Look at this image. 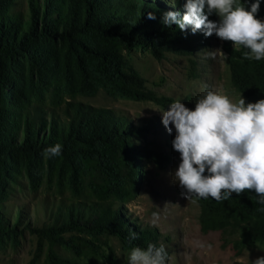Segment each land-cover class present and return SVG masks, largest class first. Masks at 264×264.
Here are the masks:
<instances>
[{
    "label": "trees",
    "instance_id": "16d2710c",
    "mask_svg": "<svg viewBox=\"0 0 264 264\" xmlns=\"http://www.w3.org/2000/svg\"><path fill=\"white\" fill-rule=\"evenodd\" d=\"M16 2L0 0V199L14 164L29 166L44 149L60 144L73 190L79 195L88 188L94 199L60 207L55 221L37 231L111 234L130 249L163 244L158 229L134 223L121 206L136 194V164L151 153L135 143L149 127L65 95L95 96L102 89L112 96L159 100L124 52L149 46L162 54L185 36L176 25L161 23L164 12L175 11L173 5L168 9L163 0H27L24 9L13 11ZM244 2L250 10L255 0ZM175 5L183 11L181 3ZM149 12L155 20L148 19ZM258 18L264 20V0ZM223 46L237 90L251 103L264 99V60L244 59L248 50L234 49L230 41ZM197 201L202 231L232 232L240 247L264 242V205L255 192L233 193L221 202L211 197ZM1 209L0 239L18 231L17 223L2 219ZM130 233L138 238L131 240Z\"/></svg>",
    "mask_w": 264,
    "mask_h": 264
},
{
    "label": "rangeland",
    "instance_id": "374dc122",
    "mask_svg": "<svg viewBox=\"0 0 264 264\" xmlns=\"http://www.w3.org/2000/svg\"><path fill=\"white\" fill-rule=\"evenodd\" d=\"M163 1L169 9L171 0ZM177 3H181L180 13H184L186 0H177ZM26 6L27 0H17L12 10L19 11ZM173 8L181 10L180 6ZM209 19L219 21L220 18L214 14ZM223 44L215 35L206 37L202 31L193 34L189 26L187 34L170 43L162 54H155L149 46L125 51L144 85L159 100L112 96L102 89L95 96L65 95V99L111 108L134 124L149 127L144 138L136 139L135 143L136 149L144 153L147 152L144 149H149L151 153L136 164V194L121 206L134 223L158 229L168 252L166 264H251V260L264 256V242L240 247L235 243L239 236L232 232L202 231L197 198L186 199L172 175L181 159L172 145L175 129L168 133L161 111L168 110L178 99L194 110L196 101L207 90L220 91L233 101L243 96L246 103H251L232 82L229 54ZM213 51H216L214 58ZM38 86L39 82L35 83V93ZM46 87L43 84L40 92L45 94ZM32 97L34 102H41L39 96ZM46 103L50 108L54 106L52 102ZM14 165L5 179L0 206L2 219L12 225L17 223L18 231L16 235L0 239V264H129L132 249L125 247L117 236L79 231L51 236L36 230L51 225L60 207L64 209L72 202L94 199L88 188L82 194L75 193L70 168L60 156L41 154L29 166L26 161ZM154 212L159 214L155 226L152 224Z\"/></svg>",
    "mask_w": 264,
    "mask_h": 264
},
{
    "label": "clouds",
    "instance_id": "9594fccd",
    "mask_svg": "<svg viewBox=\"0 0 264 264\" xmlns=\"http://www.w3.org/2000/svg\"><path fill=\"white\" fill-rule=\"evenodd\" d=\"M173 6L177 0H171ZM184 13L167 11L161 23L180 31H202L206 37L217 36L233 43L234 49L244 48L243 58L264 60V20L258 18L260 0L251 3L250 10L244 0H186ZM207 9V11H205ZM217 15L219 21L209 17ZM148 19L155 20L153 12ZM219 51V50H216ZM213 51L211 55L215 56ZM162 112V123L171 134L173 149L181 162L174 171L173 180L183 190L182 195L218 202L228 200L233 193L255 192L258 203L264 205V99L246 103L243 96L233 101L217 90H207L190 109L181 100L173 101ZM62 154V145L44 149L45 157ZM207 173V174H205ZM155 226L159 214H152ZM136 233H130L135 240ZM168 252L163 244H149L147 248L135 246L128 257L129 264H166ZM251 264H264V256L251 260Z\"/></svg>",
    "mask_w": 264,
    "mask_h": 264
}]
</instances>
